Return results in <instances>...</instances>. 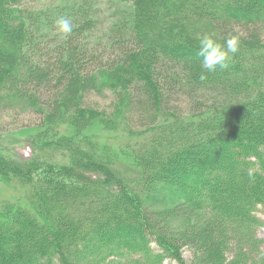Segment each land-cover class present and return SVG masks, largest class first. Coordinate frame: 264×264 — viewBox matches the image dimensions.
Returning a JSON list of instances; mask_svg holds the SVG:
<instances>
[{
    "label": "trees",
    "instance_id": "1",
    "mask_svg": "<svg viewBox=\"0 0 264 264\" xmlns=\"http://www.w3.org/2000/svg\"><path fill=\"white\" fill-rule=\"evenodd\" d=\"M26 1L0 0V108L38 113L13 144L40 153L15 177L21 196L0 202V264H182L164 235L177 212L205 215L177 241L201 264H264V0ZM233 29L229 67L202 69L201 35ZM101 71L128 93L120 132L81 101ZM99 119L109 135L90 133ZM13 146L1 153L16 161ZM45 148L71 166L38 173Z\"/></svg>",
    "mask_w": 264,
    "mask_h": 264
},
{
    "label": "rangeland",
    "instance_id": "2",
    "mask_svg": "<svg viewBox=\"0 0 264 264\" xmlns=\"http://www.w3.org/2000/svg\"><path fill=\"white\" fill-rule=\"evenodd\" d=\"M50 2L52 1L27 0L25 5L27 7H43L49 5ZM260 27L261 31L264 33V24L260 25ZM116 77H118V73L114 71H101L98 78V90L93 93L83 94L81 101L86 106L85 108H89L90 111L97 116L111 119L113 121L112 130L116 129L118 131L119 126L125 129L127 128L123 121V117L128 93L123 84L113 80L116 79ZM59 105L62 104L59 103ZM39 120L38 113L29 106L26 108L14 107L5 111L0 108V202L13 199L16 200V196L20 197L24 190V187L16 181L15 177L19 175L18 171L21 167L22 170H24V166L30 163L23 161L34 155L37 156L40 153V147H38V142L35 140L36 148L34 152L32 151L30 153L29 148L26 146L21 144H16L18 145L16 146L13 143H17L21 135H32V129L40 125ZM89 130L90 133H94L95 136L100 137L109 135V132L106 133L103 119H99L95 126L91 125ZM85 132H87V130ZM8 146H13L10 153L16 161L18 160L17 162L1 153V151H4V148L6 149ZM71 164V158L68 152H63L61 150L49 152L47 148H45L42 153V160L39 163L40 170L38 173H43L49 166L62 169L65 166H71ZM115 168L117 167L114 165V169ZM125 175L128 176L127 173ZM167 186L170 192H173L176 191L179 185L172 187L167 184ZM156 195L160 196V198L165 196L164 192L160 191H157ZM160 201H163V199H160ZM258 216L264 222V206L258 208ZM204 219L205 215L202 212H191L184 216H182L180 212H177L165 223L167 231L165 229L164 235H166L167 239H171L172 246L176 247L175 249L182 260V264H201L197 260L196 254L193 253L190 245L187 246L184 244L181 246L177 241L179 237L182 238L183 243H186V241L194 235L196 229L201 227ZM257 235L262 239L261 247L264 249V225L262 228L258 229ZM163 264L181 263H178L171 257H167Z\"/></svg>",
    "mask_w": 264,
    "mask_h": 264
},
{
    "label": "clouds",
    "instance_id": "3",
    "mask_svg": "<svg viewBox=\"0 0 264 264\" xmlns=\"http://www.w3.org/2000/svg\"><path fill=\"white\" fill-rule=\"evenodd\" d=\"M57 31L66 38L73 31V25L69 18L61 16L55 21ZM236 33V34H233ZM221 42L214 32H205L199 38L197 56L201 58V67L207 72H215L217 69L224 70L229 67L233 56L239 51L241 35L238 29H233ZM204 77L201 76V79Z\"/></svg>",
    "mask_w": 264,
    "mask_h": 264
}]
</instances>
